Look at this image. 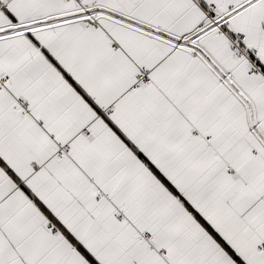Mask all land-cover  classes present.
Instances as JSON below:
<instances>
[{"label": "snow or ice", "instance_id": "6c2138e0", "mask_svg": "<svg viewBox=\"0 0 264 264\" xmlns=\"http://www.w3.org/2000/svg\"><path fill=\"white\" fill-rule=\"evenodd\" d=\"M0 264H264V0H0Z\"/></svg>", "mask_w": 264, "mask_h": 264}]
</instances>
